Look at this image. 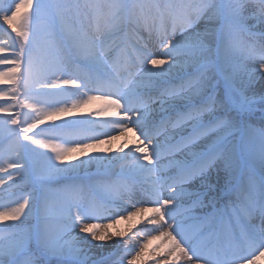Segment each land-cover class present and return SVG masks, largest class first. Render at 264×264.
Listing matches in <instances>:
<instances>
[{"label": "snow or ice", "instance_id": "6c2138e0", "mask_svg": "<svg viewBox=\"0 0 264 264\" xmlns=\"http://www.w3.org/2000/svg\"><path fill=\"white\" fill-rule=\"evenodd\" d=\"M0 25V264L264 260V0H0Z\"/></svg>", "mask_w": 264, "mask_h": 264}, {"label": "bare ground", "instance_id": "6f19581e", "mask_svg": "<svg viewBox=\"0 0 264 264\" xmlns=\"http://www.w3.org/2000/svg\"><path fill=\"white\" fill-rule=\"evenodd\" d=\"M5 27H6L5 25H0V31H2L3 28H5ZM87 106L101 109V108H104L106 105H105L104 101H93L90 104H88ZM107 119H109V117L99 116L95 120H107ZM135 137H136V134L130 131L126 135L120 137V142L117 144L111 140L107 144L100 145L99 149H103V148H110L111 149V151L108 153L100 152V154L101 155H109V156H111L113 154L123 155V152L127 151L128 149L127 148L121 149L122 142L125 140H128L131 142L139 143V141L136 140ZM101 139H104V137H101ZM6 146H7V142H5V144L3 146H1V148L6 149ZM129 146H131V145H129ZM94 153H95V151H94ZM116 170L118 171V166H116ZM136 221H137V218H133L132 220H123L120 222V224L114 226L112 231H119V232H123L125 234H130V230L134 232L137 227H142V221L140 224H137ZM118 239H121V238L120 237H113L111 240L103 241L102 243L109 246L105 249V251L107 252V250L109 248L110 249L108 251L114 250L113 247H111V246L113 245V242L115 240H118ZM141 239H143V237H141ZM97 243H99V242H97ZM167 244H168V241L164 240V239L154 240L149 245V249L146 251V254L149 255L150 258L154 257L156 255V252H152L151 249L153 247L159 245V247L157 248V252H158L161 249H163ZM130 258L131 257H129V259ZM149 264H150V260H149ZM258 264H264V260L259 261Z\"/></svg>", "mask_w": 264, "mask_h": 264}, {"label": "rangeland", "instance_id": "374dc122", "mask_svg": "<svg viewBox=\"0 0 264 264\" xmlns=\"http://www.w3.org/2000/svg\"><path fill=\"white\" fill-rule=\"evenodd\" d=\"M7 27V26H6ZM98 110V108H94V107H89V106H85V107H82L80 109H76V110H73L69 115L67 116H61L58 120L54 121V122H46V123H60L62 120H72V119H78V118H81V117H88L89 119H96L97 117L99 116H96V115H93L94 113H96ZM0 115H5L3 113H0ZM101 117H105V116H102L100 115ZM98 130H102V129H98ZM113 133H111L112 135ZM114 143H118L117 140H112ZM1 148V146H0ZM7 148V146H6ZM6 150V149H5ZM93 154H96V153H93ZM100 154V153H99ZM92 168L95 169V166H92ZM5 179H7L5 177ZM23 187V185H22ZM110 249V248H109ZM108 249V250H109ZM107 250V251H108Z\"/></svg>", "mask_w": 264, "mask_h": 264}]
</instances>
